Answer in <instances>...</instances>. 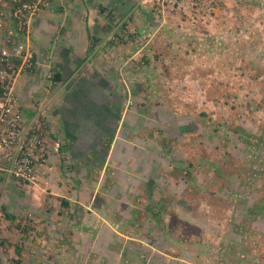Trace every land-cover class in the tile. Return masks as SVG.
<instances>
[{"label": "rangeland", "instance_id": "374dc122", "mask_svg": "<svg viewBox=\"0 0 264 264\" xmlns=\"http://www.w3.org/2000/svg\"><path fill=\"white\" fill-rule=\"evenodd\" d=\"M0 11V29L27 42L33 55L67 50L68 60L78 55L82 72H95L102 137L111 143L117 133L131 142L128 132H137L134 140L150 151L152 176L160 178L150 186L153 202L166 196L177 214L172 207L188 202L172 219H161L158 205L153 222L146 200L137 199L115 224L105 219L110 202L88 197L95 181L75 162L62 170L46 158L29 185L2 172L0 264H237L253 248L224 251L223 221L237 223L250 209L244 220L251 231L261 229L250 240L260 247L240 264H264V224L254 216L264 214V0H0ZM36 32L50 36L46 50L32 40ZM237 128L254 136L245 152L235 137L225 138ZM118 163L123 179L141 171L130 158ZM241 179L249 199L245 192L233 199Z\"/></svg>", "mask_w": 264, "mask_h": 264}, {"label": "crops", "instance_id": "0c3cea01", "mask_svg": "<svg viewBox=\"0 0 264 264\" xmlns=\"http://www.w3.org/2000/svg\"><path fill=\"white\" fill-rule=\"evenodd\" d=\"M42 21L43 24H49L47 16L43 18ZM47 27L48 26H45V28L42 27V29H46ZM32 40H35V43L44 50H46L48 43L51 42L50 36H47L45 33L40 36L37 32L34 34V37H32ZM38 54L39 55L36 56L35 59V67L31 69L28 74H24L19 78L16 88L22 103L24 121L26 125L36 127L39 134L38 137L45 147L47 161H53L54 164L52 167L58 164L62 170L66 168L64 163L69 161L75 162L72 166L77 170L86 168L87 171L85 173L83 172V176L90 175L96 182H92L94 187L91 191L88 190V197L94 193L95 199H104V201L110 202L106 205L108 212L105 219H107L108 222L118 224L120 221L119 215H123L126 208L132 210L133 204L137 199L141 200L143 203L146 200L147 204L142 208L147 210L148 220L151 219V217L154 218L158 216L160 211H158V213L155 212L153 215L151 214V208L155 206V204L153 202L154 199L149 193L151 192L150 186L154 188L155 183H159L160 178L157 172L156 177L152 176L153 171L150 168V164L156 163L152 160V156L149 153L150 151L142 147L143 144L139 140H134V138H138L136 136L137 132H128L127 138L130 140L133 139L131 142L121 140L117 137V133L114 135L111 143L110 137L106 136L108 134H104L105 136L102 137L100 119H97L95 116L96 108L98 107L97 104L100 100V95L97 93L98 82L95 78L97 76L95 72H82L80 70V61H76L78 60V55L73 56L74 60H68L69 56L67 50L65 51L62 49L59 54H51V52L48 51L47 53L39 51ZM69 65H73V67ZM57 72H59L58 75H60V79L54 80L53 77ZM104 123L108 126L110 125L112 130L115 129V127H112V124L116 126L115 122L109 124L107 121ZM119 129L120 127L118 126L116 132H119ZM103 132L108 131L104 130ZM82 140L86 142L82 143ZM123 142L127 143L129 147L128 151L122 149V145H124ZM80 145L85 147L81 148ZM246 150L247 146L245 144L241 145L240 143V152H245ZM125 157L130 158L136 169L141 170L140 172L133 171L136 178L131 181L123 179L122 176L126 174L122 169L116 167L119 166V161H121L122 166L125 164ZM100 163H103V165L100 166ZM108 166H111L112 169L110 170V174L106 176V174L104 175L101 171L102 169L104 171ZM150 177H153L152 182L149 181ZM206 178L205 176V179ZM171 184L172 183L166 186L170 187ZM189 184L193 185L195 181ZM237 186L239 192L233 199L239 200L241 194L244 192L249 199L252 193H248L249 187L246 188V185H242V179L238 181ZM190 188H192V186ZM139 195L145 197V199H140ZM164 197V202L159 201L160 204H156L164 208V214L161 216V219H164V215L169 219L175 216L178 217L181 215L183 207H185L184 204L188 206L186 200H183V204L182 201L177 202V204L172 207L179 211L177 214L173 209L168 208L170 206L168 198L166 196ZM245 201L253 205V202L249 200ZM260 201L262 206L261 210L264 212V200L260 199ZM250 211L251 209L247 210L245 216H247ZM258 212H254V216L260 217L257 224L259 222L264 224V214ZM205 216L206 215H204V217ZM244 217H240L238 222L234 223L236 226L229 220L227 222L223 221L225 235L223 231L221 234L220 244L224 251L226 250L225 248H253V255L246 254L241 258L238 257L237 264L241 263L242 258L243 260L249 256H254L256 258L255 254H258L256 251L260 247V245H256V241L250 240H257L260 237L259 232L261 229L258 228V232L256 229L252 228L251 231ZM250 217H253V214H250ZM250 217L248 216L247 219ZM152 221L154 222V219ZM93 222L98 226L100 231H102V226L100 228V224L102 223L100 219L93 217ZM252 225H255L254 222ZM82 227L84 229L86 228V226ZM203 228L209 231L207 225ZM171 232L176 236L172 230ZM247 232H250L251 236L245 239L244 234ZM201 242L207 245L209 244V242L205 240ZM210 246L212 248L214 247L213 244Z\"/></svg>", "mask_w": 264, "mask_h": 264}, {"label": "built area", "instance_id": "2783aa9c", "mask_svg": "<svg viewBox=\"0 0 264 264\" xmlns=\"http://www.w3.org/2000/svg\"><path fill=\"white\" fill-rule=\"evenodd\" d=\"M24 9V12L30 10L28 5ZM1 16L0 28L3 27ZM12 33L0 29V174L4 172L3 176L29 185L46 156L37 158L44 146L36 127L24 121L16 88L19 78L35 67L34 55L31 46L27 42L19 43Z\"/></svg>", "mask_w": 264, "mask_h": 264}, {"label": "trees", "instance_id": "16d2710c", "mask_svg": "<svg viewBox=\"0 0 264 264\" xmlns=\"http://www.w3.org/2000/svg\"><path fill=\"white\" fill-rule=\"evenodd\" d=\"M100 9L101 10H108V11H110V10H112V8H106V7H100ZM14 11V10H13ZM12 11V12H13ZM1 12V11H0ZM11 17V19H10V21H11V23L12 22H14V18L12 17V15L10 16ZM36 58V54L34 55V59ZM58 73L59 72H57L56 74H55V76L53 77L54 78V80H59L60 79V75H58ZM110 93V92H109ZM111 95H112V93H111ZM117 105H115L117 108H118V104L120 103V100L119 99H117V100H113ZM115 115H118V114H113V116H115ZM108 121V119H105V122H107ZM240 129L241 128H237L234 132H237V133H239V134H234V135H232V136H226L225 138H226V140L227 141H229L232 137H235L234 139L236 140V141H238V142H240L241 143V145L242 144H245L247 147L250 145V144H252V138L254 137L253 135V137L250 135V133H246V132H244V131H242V132H244V135L242 136V133H241V131H240ZM82 143H84V142H86V141H81ZM124 143V145H122V149L124 150V151H128L129 150V147L127 146V143L126 142H123ZM81 146V148H84L85 146H83V145H80ZM151 154V153H150ZM157 184H159L158 182L157 183H155V185H154V187L157 185ZM155 204V203H154ZM158 204H160V203H158ZM161 206V205H160ZM155 212L156 213H158V209H157V205L155 204V206H152V208H151V214L153 215V214H155ZM159 216V215H158ZM158 216H156V218L158 217ZM175 238H177V237H175ZM175 238H173L172 240H174ZM177 245V244H176Z\"/></svg>", "mask_w": 264, "mask_h": 264}, {"label": "clouds", "instance_id": "9594fccd", "mask_svg": "<svg viewBox=\"0 0 264 264\" xmlns=\"http://www.w3.org/2000/svg\"><path fill=\"white\" fill-rule=\"evenodd\" d=\"M4 177H6V176H4ZM6 178L10 179V177H6ZM93 194H94V193H93ZM94 196H95V194H94ZM153 219H154L155 222L158 221L157 218H152V217H151L150 220H153Z\"/></svg>", "mask_w": 264, "mask_h": 264}]
</instances>
